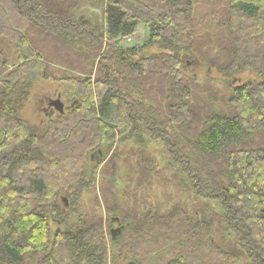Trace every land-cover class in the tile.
Segmentation results:
<instances>
[{"label":"trees","instance_id":"obj_1","mask_svg":"<svg viewBox=\"0 0 264 264\" xmlns=\"http://www.w3.org/2000/svg\"><path fill=\"white\" fill-rule=\"evenodd\" d=\"M192 7V0H108L99 28L64 13L56 0H0V44L9 43L16 55L0 79V264H107L105 243L89 232L66 226L51 233L50 220L62 214L54 189H69L71 182L59 169L58 149L69 146L64 152L70 158L74 149L80 157L96 149L99 157L123 140L142 141L153 126L166 139L179 175L187 177L188 193L209 213L194 222L177 220L185 232L173 226L177 209L144 219L150 227L181 233V248L190 249L170 252L165 264H264V0H228L225 47L213 58L204 53L228 80L238 108L231 115L211 114L204 125L193 116L195 79L186 76L195 63L188 55L203 54L208 45L202 39L192 49ZM139 25L148 28L141 48L116 43ZM38 35L57 38L64 51H40L33 43ZM151 46L167 53L144 54ZM245 70L261 81L236 85L234 76ZM40 79L59 83L71 101L66 117L49 120L44 134L19 118L31 84ZM170 131L174 139L167 140ZM134 158L129 167L138 173L139 188L155 161L144 150ZM125 264L151 263L132 257Z\"/></svg>","mask_w":264,"mask_h":264},{"label":"rangeland","instance_id":"obj_2","mask_svg":"<svg viewBox=\"0 0 264 264\" xmlns=\"http://www.w3.org/2000/svg\"><path fill=\"white\" fill-rule=\"evenodd\" d=\"M56 1L61 5L64 13L71 11L75 20L83 19V23L97 25L99 28L105 25L104 9L108 0ZM192 4L190 21L192 49H199L202 39L207 40L208 45L202 49L204 55L196 52V54L188 55V61L192 62L193 60L195 63L188 66L186 76L195 79L191 103L193 116L201 117L202 125H204L207 116L214 113L231 115L238 108L230 99L232 95L230 94L231 88L227 84L228 80L223 81V74L212 63L207 62L204 53L209 52V56L213 58L222 47V49L225 47L228 35L224 20L228 12V0H192ZM147 37L148 28L139 25L132 35L118 38L115 41L124 48H141ZM33 43L36 44L37 49H41L40 51H44L47 55L60 54L64 51L57 38L46 40L44 36L38 35L33 38ZM103 50H105V46L102 47L100 54L103 53ZM160 53L167 52L157 46H151L144 51V54L148 55ZM55 61L56 56L54 57L56 64ZM15 64L16 55L13 46L2 41L0 44V79L3 73ZM234 77L236 85L261 81L256 74L247 70ZM53 100H59L63 104L64 108L61 114L62 117H66L71 101L67 99L59 83L53 79H40L33 82L29 89V97L19 112V118L28 126L37 129L40 134H44L48 121H58L59 119L60 113L48 107V103ZM152 129L151 135L142 136V141L134 143L123 140L120 144L113 145L108 152L102 149L99 157L96 156V152L99 151L96 149L88 148L87 153L82 157L79 156L81 155L79 150H70L74 155L72 158H70V154L64 152L67 148L69 149V146H65L64 150L58 149L63 159L59 169L63 166L64 174H68L71 182L69 189L64 184H60L54 189V192L57 193L56 204L62 214L58 219L50 220L51 233L57 229L64 231L66 226L74 230L89 232L94 241L99 240L105 243L108 255L107 264H125L132 257H137L143 263L147 261L151 264H165L170 252L175 254L180 251H190L187 247L181 248L180 237L183 236L181 233H178L180 236L178 237L172 231H161L158 224L150 227L144 223V219L148 216L151 218L156 215L171 216L169 214L173 213L175 209L181 213L173 214L176 217L173 220V226L177 225V220L185 216L194 222L209 214L203 208L204 202H196L198 199L188 193L185 188L190 183L186 176L179 175L178 168L169 156L170 149L164 143L166 139L156 131L159 128L153 126ZM173 132H168L167 140L174 139ZM261 135L258 139L262 138ZM259 136L257 135L256 138ZM174 141L178 145L182 143V139L178 135ZM139 142H145L144 148L135 146ZM138 150H144L155 161L154 172L145 179L139 188L135 185L139 179L138 173L136 174L129 167V161L132 160L135 164L134 155ZM173 160L176 162L175 159ZM116 161L119 162V170L115 177H112L111 174L115 173L117 169ZM3 162L2 154L0 155V166ZM114 229H119V232L112 240L111 231ZM175 229L180 232L187 230L185 224H178ZM182 245H186V243H182ZM228 249L230 250V248ZM192 254L199 255L204 260L208 258L206 253L196 249H193Z\"/></svg>","mask_w":264,"mask_h":264},{"label":"water","instance_id":"obj_3","mask_svg":"<svg viewBox=\"0 0 264 264\" xmlns=\"http://www.w3.org/2000/svg\"><path fill=\"white\" fill-rule=\"evenodd\" d=\"M48 107L53 108L54 110H56L59 113H63V108L64 107H63V104L59 100L50 101L49 104H48ZM118 232H119V229H114V230L111 231L112 240H114L115 235Z\"/></svg>","mask_w":264,"mask_h":264}]
</instances>
